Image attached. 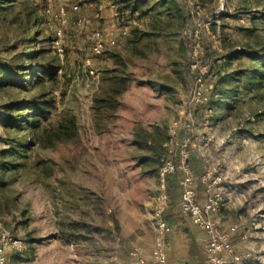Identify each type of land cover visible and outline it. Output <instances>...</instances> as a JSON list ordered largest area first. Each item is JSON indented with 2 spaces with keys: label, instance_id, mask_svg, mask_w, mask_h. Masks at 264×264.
<instances>
[{
  "label": "rangeland",
  "instance_id": "rangeland-1",
  "mask_svg": "<svg viewBox=\"0 0 264 264\" xmlns=\"http://www.w3.org/2000/svg\"><path fill=\"white\" fill-rule=\"evenodd\" d=\"M74 3L18 0L0 12V58L36 35L40 60L57 74L45 85L54 107L41 127L69 112L78 132L45 149L29 132L5 130L12 97L0 91V236L20 243L0 245L6 264H128L134 249L149 256L160 170L173 163L179 194L183 140L191 171L222 179L219 225L236 229L235 256L264 264V0H83L76 13ZM22 5L39 7L30 34L14 24ZM113 24L129 34L114 37ZM197 43L203 76L190 69Z\"/></svg>",
  "mask_w": 264,
  "mask_h": 264
},
{
  "label": "built area",
  "instance_id": "built-area-1",
  "mask_svg": "<svg viewBox=\"0 0 264 264\" xmlns=\"http://www.w3.org/2000/svg\"><path fill=\"white\" fill-rule=\"evenodd\" d=\"M83 0H75L72 5L74 13L79 12L80 4ZM63 25L65 21L61 19ZM130 27L123 26L120 29L122 37H126L129 33ZM198 36V35H197ZM195 37V39L197 38ZM103 35L101 32L94 34V52L100 54L102 49ZM63 40V33L61 28L54 32V39L52 47L55 50H60ZM192 52L193 61H191L190 69L192 72H199L202 76L207 70L206 67L202 68L201 63L198 62L202 56V50L197 43L194 45ZM89 65L90 62H87ZM205 69V70H202ZM93 71L90 72L93 75ZM211 88V87H210ZM212 89V88H211ZM176 147L181 151L179 159V169H182L180 180V199L176 206L170 203L168 193V179L175 175V166L170 161H165L162 169L160 170L161 190L156 199L152 217V228L155 234V244L150 253L151 263L148 262L140 249H134L130 254L128 264H169L168 263V242L172 235V225L168 214H178V217L189 218L192 223L204 230L206 233L207 243L204 248V256L206 264H242L240 258L236 257L233 250L231 240L233 234L236 232L235 228H231L228 233L222 232L219 225V217L222 210V201L224 198L223 189L220 187L221 177L212 178L211 172H203V175L197 177L190 169L189 160V145L186 140L176 142ZM169 153L174 156V153L169 149ZM203 188L204 199L199 201V190ZM0 245L2 250L9 247H16L20 245L17 240H13L7 234H1ZM7 260L5 254L0 251V264H6Z\"/></svg>",
  "mask_w": 264,
  "mask_h": 264
},
{
  "label": "trees",
  "instance_id": "trees-1",
  "mask_svg": "<svg viewBox=\"0 0 264 264\" xmlns=\"http://www.w3.org/2000/svg\"><path fill=\"white\" fill-rule=\"evenodd\" d=\"M15 2L18 0H0V12L5 11L2 9H6L8 4L13 5ZM2 5L6 7L2 8ZM28 10L27 5H22L18 20L14 22L25 34L33 31L31 28L36 20L32 21L30 14L37 15L39 7L30 9V13ZM37 37L27 36L26 45L19 55L11 60L5 61L0 58V91H7L12 97L3 108L6 112L5 130L14 129L24 134L29 132L33 143L38 142L42 148L48 149L56 143L72 140L78 132L76 117L69 112L58 114L54 123L41 127L42 121L49 120L54 107V100L49 99L52 91L51 88H45L46 82L53 85L58 77L49 65L40 60L44 53L40 48L36 50L34 47L37 44ZM17 94L24 96L19 99ZM64 95L61 94L63 97ZM170 179H168L170 203L176 206L180 193L175 195L176 197L173 196ZM171 216L172 214L167 215L168 218Z\"/></svg>",
  "mask_w": 264,
  "mask_h": 264
},
{
  "label": "crops",
  "instance_id": "crops-1",
  "mask_svg": "<svg viewBox=\"0 0 264 264\" xmlns=\"http://www.w3.org/2000/svg\"><path fill=\"white\" fill-rule=\"evenodd\" d=\"M111 31L114 37H120L121 39L120 29L114 24L111 26ZM170 222L173 232L168 242V263L206 264L203 251L208 237L205 231L195 226L189 218L178 217L176 213L172 214ZM222 227L223 230H227L226 225ZM141 252L147 261L151 263L150 255L147 256L143 250Z\"/></svg>",
  "mask_w": 264,
  "mask_h": 264
}]
</instances>
